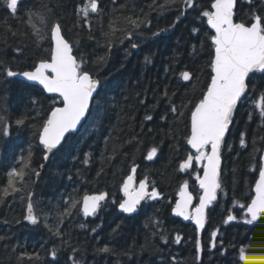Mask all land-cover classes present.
Here are the masks:
<instances>
[{
  "label": "trees",
  "instance_id": "16d2710c",
  "mask_svg": "<svg viewBox=\"0 0 264 264\" xmlns=\"http://www.w3.org/2000/svg\"><path fill=\"white\" fill-rule=\"evenodd\" d=\"M214 1L0 0V264H264V215H246L264 150V73L250 76L234 109L202 238L172 214L184 184L201 196L203 162L189 138L213 78ZM235 17L261 18L264 31V0H238ZM56 24L100 90L41 172L40 135L63 102L10 73L51 60ZM133 171L159 197L129 216L119 205ZM95 193L108 198L90 218L82 200Z\"/></svg>",
  "mask_w": 264,
  "mask_h": 264
},
{
  "label": "water",
  "instance_id": "95a60500",
  "mask_svg": "<svg viewBox=\"0 0 264 264\" xmlns=\"http://www.w3.org/2000/svg\"><path fill=\"white\" fill-rule=\"evenodd\" d=\"M23 0H10L16 5ZM187 0L186 3H188ZM238 0H215L207 25L215 34L213 43V78L208 91L191 115V134L189 146L194 153L209 149L203 162L202 174L197 184L201 196L197 202L187 184L179 192L172 214L186 224L195 226L199 238L203 236L208 223V210L218 200L221 189V170L223 167L222 147L231 129L234 109L248 92V80L256 72L264 73V33L261 19L247 26L236 21ZM52 57L40 62L33 70L11 72L31 85L40 87L47 95L58 96L63 105L52 110L42 129L40 144L45 148V162L41 172L52 155L63 145L70 134L78 133L91 113L93 102L100 90V81L88 73H82L79 62L73 53L59 24L51 32ZM156 151L148 155V161L156 158ZM261 170L253 188L254 196L246 213L252 221H259L264 214V150L261 157ZM41 172L37 174V180ZM123 201L119 211L129 216L138 213L139 208L152 195L146 181L138 182L136 171L125 180ZM33 194L30 197V201ZM107 194H90L82 200V211L92 218L107 200ZM32 212L29 203L25 222L30 221ZM234 221L231 215L229 223Z\"/></svg>",
  "mask_w": 264,
  "mask_h": 264
},
{
  "label": "rangeland",
  "instance_id": "374dc122",
  "mask_svg": "<svg viewBox=\"0 0 264 264\" xmlns=\"http://www.w3.org/2000/svg\"><path fill=\"white\" fill-rule=\"evenodd\" d=\"M204 158H205V153L203 152H200V153H197V156L194 158L198 163H202L204 161ZM193 159H191L190 161H192ZM246 260V257L245 255L242 256V261H245Z\"/></svg>",
  "mask_w": 264,
  "mask_h": 264
},
{
  "label": "bare ground",
  "instance_id": "6f19581e",
  "mask_svg": "<svg viewBox=\"0 0 264 264\" xmlns=\"http://www.w3.org/2000/svg\"><path fill=\"white\" fill-rule=\"evenodd\" d=\"M250 203H251V202H250ZM250 203H249V204H250ZM248 206H249V205H248ZM248 206H247V208H248ZM247 208H246V210H247Z\"/></svg>",
  "mask_w": 264,
  "mask_h": 264
}]
</instances>
